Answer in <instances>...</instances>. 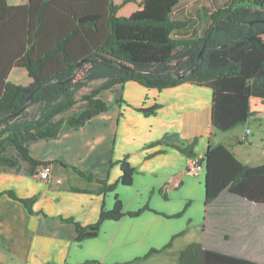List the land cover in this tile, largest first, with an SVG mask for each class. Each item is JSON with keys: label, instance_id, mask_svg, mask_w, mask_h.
Instances as JSON below:
<instances>
[{"label": "crops", "instance_id": "0c3cea01", "mask_svg": "<svg viewBox=\"0 0 264 264\" xmlns=\"http://www.w3.org/2000/svg\"><path fill=\"white\" fill-rule=\"evenodd\" d=\"M4 2L13 7L28 0ZM127 6L120 16L138 9ZM14 72L27 76L25 69L14 68L9 81ZM211 94L191 83L159 91L127 81L98 94L107 109L82 127L30 144L32 159L50 163L51 179H39L25 162L19 173L0 171V194L36 197L29 212L0 196V264H179L180 252L192 243L264 264V204L224 190L204 206L205 171L189 174L190 159L177 149L195 142L192 152L201 159L209 146L220 144L243 165L264 164V147L261 156L253 153L248 127L239 134L234 128L225 142L214 139ZM151 108L152 114L141 111ZM247 129L249 141L243 142ZM244 143L252 153L245 162L235 151ZM123 162L130 169L126 184ZM104 183L113 189L103 190ZM116 201L124 216L104 219L95 238L77 241L75 225L62 222L92 226Z\"/></svg>", "mask_w": 264, "mask_h": 264}, {"label": "trees", "instance_id": "16d2710c", "mask_svg": "<svg viewBox=\"0 0 264 264\" xmlns=\"http://www.w3.org/2000/svg\"><path fill=\"white\" fill-rule=\"evenodd\" d=\"M129 3L138 9L118 15ZM178 4L179 0H123L119 6L113 0H28L26 5L10 7L0 0V171L19 173L23 162L36 171L50 164L32 159L29 145L82 127L107 109L98 94L127 81L159 91L183 83L206 86L212 90V128L221 133L263 114L264 0H230L227 6L205 13L206 28L190 37H179L192 22L172 17ZM14 68L25 69L31 81L25 86L11 83L8 76ZM94 82L97 87L81 98L80 109L57 118L76 104L79 90ZM31 106L36 113L29 117ZM154 109L141 111L152 114ZM193 143L177 149L189 159L197 157ZM201 160L204 206L224 190L264 204V164L243 165L220 144L209 146ZM121 166L126 184L130 169L124 162ZM2 195L32 212L36 197L20 200L9 190ZM122 216L116 201L92 226L82 227L72 219L62 222L73 223L76 240L82 241L95 238L104 219ZM178 263L259 264L218 254L200 243L181 251Z\"/></svg>", "mask_w": 264, "mask_h": 264}, {"label": "rangeland", "instance_id": "374dc122", "mask_svg": "<svg viewBox=\"0 0 264 264\" xmlns=\"http://www.w3.org/2000/svg\"><path fill=\"white\" fill-rule=\"evenodd\" d=\"M122 2L123 0H118L116 6L121 5ZM229 2L230 0H179V4L175 8L172 17L177 20H187L188 22H192L191 27L188 30L184 31L182 34H180L179 37H190L195 33L198 35L201 30H203L207 26V20L204 16L205 13L211 14L217 9L227 6ZM127 5L128 4L123 6L125 9H123V11L121 12H118V15H121V13H127L129 8ZM26 77L27 76L25 73L14 72L11 76L10 82L16 84L17 86L24 85L27 84ZM97 85L98 84L94 82L83 90H79V92H77V94L75 95L76 104L72 107L70 111L66 112L65 114H60L57 118L65 119L69 114L78 110V108L80 109V107L84 104L81 98L84 95H88L90 90L94 87H97ZM35 113L36 107L31 106L28 109V116H34ZM247 127L252 131V134L250 135V140L252 138V141H254V143L252 142L254 144L253 153L256 154V156H261L262 150L260 149V147H264V113L256 116H250L248 122L245 125L236 127L235 130L239 134L241 131L244 132L245 128ZM233 131L230 130L226 133H221L220 131H217L216 137L214 139H220V141L225 142L229 137L232 136ZM247 145V143H244L241 145V147L235 149L236 153L239 155V157H241L240 159L243 162H245L249 156H251L252 158V153H248L246 150Z\"/></svg>", "mask_w": 264, "mask_h": 264}, {"label": "built area", "instance_id": "2783aa9c", "mask_svg": "<svg viewBox=\"0 0 264 264\" xmlns=\"http://www.w3.org/2000/svg\"><path fill=\"white\" fill-rule=\"evenodd\" d=\"M249 129L246 130L245 137L242 138L243 142L249 141L248 138ZM205 171L204 162L198 158L193 157L190 158L188 164V173L189 174H197ZM37 177L45 182L50 181L51 179V166L50 165H43L37 170Z\"/></svg>", "mask_w": 264, "mask_h": 264}, {"label": "water", "instance_id": "95a60500", "mask_svg": "<svg viewBox=\"0 0 264 264\" xmlns=\"http://www.w3.org/2000/svg\"><path fill=\"white\" fill-rule=\"evenodd\" d=\"M188 75H189V73L185 74L183 77H186V76H188Z\"/></svg>", "mask_w": 264, "mask_h": 264}]
</instances>
